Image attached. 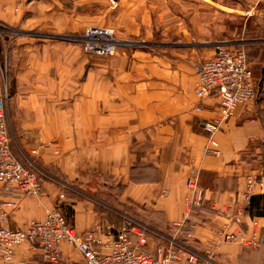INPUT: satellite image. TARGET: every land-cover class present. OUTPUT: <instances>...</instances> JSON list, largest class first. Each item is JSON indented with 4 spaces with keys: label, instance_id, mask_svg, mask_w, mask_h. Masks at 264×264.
<instances>
[{
    "label": "crops",
    "instance_id": "crops-1",
    "mask_svg": "<svg viewBox=\"0 0 264 264\" xmlns=\"http://www.w3.org/2000/svg\"><path fill=\"white\" fill-rule=\"evenodd\" d=\"M233 1L247 15L238 29L247 38L189 45L181 42V14L166 11L167 0H0V26L23 35L24 52L9 87L3 86L6 116L19 148L57 171L41 179L37 199L15 198L0 188L11 228L41 221L60 201L68 227L77 235L97 229L102 243L113 237L105 227L116 232L128 217L162 239L191 240L199 254L216 247V264H264L263 247L221 243L218 235L239 230L264 240V60L253 74L255 98L239 105L213 136L218 156L204 153L208 137L202 128L218 116V99L211 94L199 102L194 95L195 66L216 46L264 53V38L252 37L257 22L250 23L261 20L264 33V0ZM222 6L230 13V6ZM89 27H113L120 39L140 43L110 59L91 57L65 39ZM154 37L157 45L150 43ZM191 172L194 193L185 184ZM106 180L123 187L114 200ZM184 220L176 234L174 225ZM153 240L160 239L150 236V247ZM60 250L61 264H83L71 246ZM46 263L28 244L14 250L13 264Z\"/></svg>",
    "mask_w": 264,
    "mask_h": 264
},
{
    "label": "built area",
    "instance_id": "built-area-1",
    "mask_svg": "<svg viewBox=\"0 0 264 264\" xmlns=\"http://www.w3.org/2000/svg\"><path fill=\"white\" fill-rule=\"evenodd\" d=\"M65 39L80 44L84 54L103 58L113 57L120 48L137 45L135 42L118 39L112 30L100 27L87 28L80 38ZM195 72L197 81L194 95L197 100L202 102L211 94L218 99V116L210 122H202L208 137L204 153L218 156L214 134L234 115L239 105L255 97L252 72L241 49L224 46H216L213 56L195 66ZM2 78L3 72L0 70V188L6 193L13 192L15 198L37 199L39 179L29 168L22 166L10 151L6 121L7 95L1 87ZM185 184L188 190L193 193L196 191L193 172L187 176ZM250 189L251 183L248 184ZM199 200L197 192L196 205ZM61 207L59 202L45 212L41 221H32L24 229L17 230L9 226L8 214L0 204V264H13L14 250L22 244H28L32 252H40L51 264L61 262L63 256L60 247L63 244L71 246L80 255L83 264H216V247L207 248L199 254L188 245L191 240L173 237L162 239L145 225L128 217L124 218L122 227L116 232L109 226L105 227L107 236H113L106 243L96 237L97 229L77 235L68 227ZM184 227L185 220L174 225L175 233H180ZM218 235L221 243H233L247 249L264 248V240H256L254 234L248 238L239 230L229 233L221 230ZM150 236L162 241L150 247ZM186 238H192L190 231L186 233Z\"/></svg>",
    "mask_w": 264,
    "mask_h": 264
},
{
    "label": "rangeland",
    "instance_id": "rangeland-1",
    "mask_svg": "<svg viewBox=\"0 0 264 264\" xmlns=\"http://www.w3.org/2000/svg\"><path fill=\"white\" fill-rule=\"evenodd\" d=\"M217 1L218 3H221V6L210 5V7H207V5L200 0L199 2H197L196 0H167L166 2L167 4L165 6L166 11L167 10L169 12L176 11L177 13L181 14L182 26L185 34L184 38L181 41L183 44L191 45L197 42L210 43L213 41L214 42L235 41L240 39L245 40L247 38V36H242L241 38L238 32L240 26L246 24L245 19L247 18V15L242 13L243 10H241L242 12L239 11L240 8L239 4H237V2L233 0H217ZM222 4L231 7L230 13L223 11ZM153 6H155L157 9H159V7L160 8L164 7L162 4L158 5L156 2L153 3ZM260 21L261 20L256 21L254 18L253 20H251V22L250 20L248 21L250 23L257 22L256 25L252 27L253 38H257V39L264 38V33H262V27H261L262 23ZM100 28H106L112 30L115 33L116 37L120 39L118 33L113 27H100ZM154 29L157 30V25L154 27ZM26 35L27 37H30L32 39H38L36 35L29 33H27ZM81 36L78 37L76 36V38H80ZM46 38H48L49 41H52L51 37H46ZM22 39H23V35L19 31H13L3 26H0V70L3 72V78L1 79L2 88L3 86H5V84L9 87L10 81L13 80L17 71L16 69H18L19 67L20 61H22V58L24 59L23 57L24 52L19 51V47ZM121 40L135 42L137 43L136 46H138L140 43L138 42V40H134V39H121ZM69 42L70 44H73L71 40ZM158 42L159 40L157 37H154L150 41L151 45L152 44L157 45ZM241 48L250 49L251 47L242 46ZM120 49H126V48H120ZM198 52L199 54H201L202 50H198ZM246 54L249 61V67L251 69L253 76L255 72V68L258 67L259 65H262L263 63L262 60H264V53L258 51L252 52L251 49L250 51H247ZM89 56L95 58H103V57H96L93 55H89ZM253 57H256V60H253L252 59ZM110 58H104V59H110ZM249 58L251 60H249ZM6 121L8 124V134L11 143V149L12 152L15 154L18 162L20 164H23L24 167L29 168V170L31 171L33 170L39 181H41L43 177L46 178L49 175L56 176L57 171L53 169L50 165L44 166L40 162V160H37L35 157H32V155L28 154V152L21 150L19 148L18 138L15 133L14 123L9 116H6ZM103 182H99L101 183L100 185H102ZM105 183H107L106 185L107 189H110L106 191L111 192L110 199L114 200L115 195H117L120 191L121 188L120 185H117L115 182L108 180H106ZM96 188H97L96 189L97 192L105 191V188H102V186H97ZM159 241L162 240H153V244H156Z\"/></svg>",
    "mask_w": 264,
    "mask_h": 264
},
{
    "label": "trees",
    "instance_id": "trees-1",
    "mask_svg": "<svg viewBox=\"0 0 264 264\" xmlns=\"http://www.w3.org/2000/svg\"><path fill=\"white\" fill-rule=\"evenodd\" d=\"M237 49H241V50L244 52L245 57H246L247 64L249 65L248 57H247V54H246V52L248 51V48H247V49H243V48H240V47H239V48H237ZM251 49H252V48H250V50H251ZM252 50H253V49H252ZM255 95H256V92H255ZM254 98H255V97H254ZM10 151H11L12 156L17 160L15 154L12 152V149H11V143H10ZM17 161H18V160H17ZM21 165H23V164H21ZM23 166H24V165H23ZM32 172H33V170H32ZM34 173H35V172H34ZM122 189H123V187L120 188L119 193L122 191ZM119 193H118V194H119ZM96 197H98L100 200H102V199L100 198L99 195H96ZM102 201H103V200H102ZM109 201H110L109 198H105L103 202H106L108 205H111V204L109 203ZM111 206H112V205H111ZM118 209H119V208H118ZM123 222H124V220L122 219L119 228H121ZM46 264H51V263L47 262Z\"/></svg>",
    "mask_w": 264,
    "mask_h": 264
},
{
    "label": "water",
    "instance_id": "water-1",
    "mask_svg": "<svg viewBox=\"0 0 264 264\" xmlns=\"http://www.w3.org/2000/svg\"><path fill=\"white\" fill-rule=\"evenodd\" d=\"M111 1L115 2L116 0H111Z\"/></svg>",
    "mask_w": 264,
    "mask_h": 264
}]
</instances>
